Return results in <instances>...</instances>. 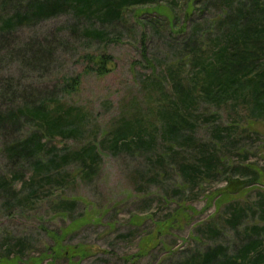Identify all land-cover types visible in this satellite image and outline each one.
I'll return each mask as SVG.
<instances>
[{"label": "rangeland", "instance_id": "rangeland-1", "mask_svg": "<svg viewBox=\"0 0 264 264\" xmlns=\"http://www.w3.org/2000/svg\"><path fill=\"white\" fill-rule=\"evenodd\" d=\"M32 1L0 0V111H22L1 95L8 84L31 108L60 100L61 113L79 109L71 115L80 123L72 118L60 132L39 133L37 119H8L0 129V264H175L216 247L218 260L249 264L237 256L249 239L261 240L264 252V231L246 236L264 226V120L247 119L248 103L199 101L193 128L178 140L157 136L151 148H110L120 123L158 125L151 109L172 93L168 72L186 78L192 51L211 49L237 7L263 16L264 0H174L170 7L161 0L107 17L103 9L86 15L68 6L25 18ZM71 79L75 90L64 92ZM34 134L45 145L41 162L29 156L12 163V150L28 156L21 148ZM87 145L96 146L93 167L78 158L60 163ZM210 153L215 173L191 180V167ZM253 177L257 184H249ZM232 204L241 208L235 217Z\"/></svg>", "mask_w": 264, "mask_h": 264}, {"label": "trees", "instance_id": "trees-1", "mask_svg": "<svg viewBox=\"0 0 264 264\" xmlns=\"http://www.w3.org/2000/svg\"><path fill=\"white\" fill-rule=\"evenodd\" d=\"M160 1L38 0L33 7H28V11L22 16L25 18L50 17L64 12V9L68 6L74 8L76 12L86 15L95 14L99 9H103L101 15L103 17L113 14L118 16L128 5L149 4ZM167 5L168 7L175 5L174 0H169ZM256 12L255 8L237 7L232 17L228 15L227 21L231 22L230 26L227 27L224 35L216 40L215 45L203 53L192 51L191 71L186 78H182L174 70L168 72L172 93L170 97H166V100L157 109H151V112L158 116L159 124L146 127L141 119L120 123L111 133L110 148L113 150L151 148L157 136L161 139L178 140L183 131H191L193 128L192 107H195L199 101H205L216 106L228 102L234 104L239 103V101L246 102L249 104L247 119L251 121L264 120V15L257 17L254 15ZM197 29L198 26L195 25L190 33V40L195 36ZM215 46L217 47L215 48ZM176 69L178 70L179 67ZM96 71L101 75L107 71L103 58L99 60ZM77 84L75 79L65 81L64 92L75 90ZM1 95L5 99L7 98V101L10 99L8 102L22 108V111H16L14 114H11V111H0V129L3 128L4 130L8 119H11L8 123L12 125L16 122H25L27 119H37L39 133L60 132L62 123L72 118L76 120V123H80V115L78 117L71 115L73 110H77L75 113L79 114V109L68 107L65 112H59L62 106L60 100H54L50 103L41 101L36 107L31 108L28 97L19 88H13L8 84L3 86ZM78 130L79 125H76L70 132L74 134ZM220 130L221 128L218 127L217 134ZM32 136L23 141V147L21 148V151L27 153L28 156L22 157V154L18 153L17 150H12L9 159L12 163L17 160L20 163H25L28 161L29 156L34 157L37 163L41 162L38 156H40L45 145L40 143L39 137H35L38 136L37 134ZM187 138L190 139L186 137L184 140ZM96 152L95 145H87L76 152L65 153L61 157L60 163H68L67 161L78 158L81 161L80 163L84 165L87 163L88 167L91 168L99 159ZM217 161L215 154L210 153L209 157H204L201 163L191 167L190 179L194 181L201 175H213L217 168ZM44 166H47V164ZM40 168L42 169L43 166ZM245 168L243 169L244 172H252L255 175L254 171H249L248 167ZM253 179L255 182L251 181L249 184L258 183L255 177ZM235 204L228 207L235 210L233 217L241 210L240 207L236 208ZM263 204L264 196L261 197L259 206H263ZM233 217L229 221L235 219ZM261 231H264V226H254L247 230L246 236ZM261 242L258 239H249L238 251L237 256H239L240 262L264 264V252L260 249ZM217 249L219 247L209 249L203 254L195 253L175 264H235L237 262L235 256L227 257L222 261L221 259L218 260L219 252ZM6 253H10L9 249ZM65 253L69 254L68 251H65L63 255ZM250 254L253 257H249ZM56 258V256H53V261ZM7 259L9 258L6 257L5 260Z\"/></svg>", "mask_w": 264, "mask_h": 264}]
</instances>
